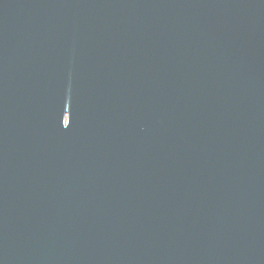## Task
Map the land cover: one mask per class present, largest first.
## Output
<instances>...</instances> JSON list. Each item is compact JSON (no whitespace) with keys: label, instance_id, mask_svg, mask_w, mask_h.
<instances>
[{"label":"water","instance_id":"1","mask_svg":"<svg viewBox=\"0 0 264 264\" xmlns=\"http://www.w3.org/2000/svg\"><path fill=\"white\" fill-rule=\"evenodd\" d=\"M0 264H264V0H0Z\"/></svg>","mask_w":264,"mask_h":264}]
</instances>
